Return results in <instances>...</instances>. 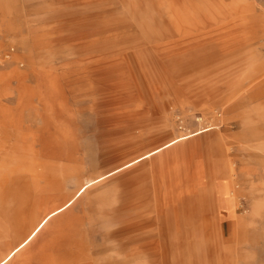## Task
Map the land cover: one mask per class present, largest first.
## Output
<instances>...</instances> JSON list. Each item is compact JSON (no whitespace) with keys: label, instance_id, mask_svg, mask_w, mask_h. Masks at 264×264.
Returning <instances> with one entry per match:
<instances>
[{"label":"rangeland","instance_id":"1","mask_svg":"<svg viewBox=\"0 0 264 264\" xmlns=\"http://www.w3.org/2000/svg\"><path fill=\"white\" fill-rule=\"evenodd\" d=\"M0 40L15 48L0 64V260L27 231L22 217L48 190L59 158L65 168L72 154L74 178L33 218L90 180L211 129L163 150L153 165L193 176L195 187L207 180L195 177L201 167L224 168L213 185L232 184L234 216L214 203L222 211L217 241H183L182 250L173 242V255L158 263L264 264V95L246 93L230 108L232 90H264V0H0ZM140 165L93 185L11 264H57L51 244L60 235L71 246L58 264H117L123 241L109 237L117 228L110 222L120 202L151 182L126 174ZM7 221L23 223L11 233ZM79 245L102 252L73 256Z\"/></svg>","mask_w":264,"mask_h":264},{"label":"crops","instance_id":"2","mask_svg":"<svg viewBox=\"0 0 264 264\" xmlns=\"http://www.w3.org/2000/svg\"><path fill=\"white\" fill-rule=\"evenodd\" d=\"M246 93L254 96H260L264 95V90L261 88L254 89V87H252L251 89H245L239 94L237 91L232 90L231 96L234 98L237 96L238 97L232 103H230V108L233 109V105L236 104L237 101L242 100V98L247 95ZM210 130H200L193 133V135L181 140L179 139L180 137H177L165 143L164 145L150 150L127 162L120 168L88 181L86 184L77 188L75 195L72 198L67 200L64 205L56 209H62L63 207L62 210L65 211L74 204L78 197L89 193L90 188L93 185L106 178L114 176L123 169L132 167L138 163H142V165L129 170L126 174H132L134 178L133 176L131 178L134 179V182H137L141 179L151 180V182L142 183L141 187L137 191L132 192L130 196H127L124 199V203L123 201L120 202L116 206L112 215L113 217L111 218L114 220V222H110L116 225L117 228L108 232L109 237H120L123 241L116 245V257L118 258L117 264H140L139 261H137L138 257L139 259L143 258L142 264H159L158 258L163 257V260L166 261L165 257H171L173 255V242L180 246L179 250H182L183 241H194L196 242L198 248L202 246V242L209 240L213 242L217 241V233L220 226L219 222L221 221L220 215L222 211L217 212V210L214 208V203H220V210H226L230 216H234L235 213L232 197L234 190L232 188V184L230 182H226L225 180H220L217 182L216 187L213 185L214 179L219 178L218 175L222 176L224 174L221 173L224 168L221 169L214 165L215 167H213V172H206L210 171L211 166L210 168L201 167V170L195 173V177L196 175L199 178H203L205 176L207 180L202 182L201 186L195 187L198 185H191L193 176L188 174L189 178L187 176V178H182L180 175H166L167 172H165L166 170H164L162 166L161 168H155L153 165L157 157L162 154L163 150ZM111 133L116 134L114 130H112ZM210 146L217 150H219L220 147L219 143L217 142L211 143ZM227 151L229 150L227 149ZM222 153L224 156V149ZM67 157L68 158L63 159L64 161L68 162V164H63L64 166H67L65 168H62L60 158L57 160L58 163L54 162L52 174H48V190L46 191L45 188L42 190L47 195L46 199L50 196V194L62 190L74 178V170L76 169V166L73 165L72 154H69ZM143 167H149V170H141ZM228 168L230 172L235 171L233 165L229 164ZM228 168L224 170L226 171L227 175H229ZM218 172L219 174H217ZM42 191L38 193L37 199L31 202L32 206L30 215L22 217L25 218V220H22V218L20 219L25 221L27 227L32 224L33 215L40 213L38 209L45 201H39V199L45 195H41ZM48 192L49 194H47ZM216 197L218 201L216 200ZM151 209H153L152 212ZM59 211H57L58 213L56 212L52 219L63 212ZM151 213L155 214L152 215ZM121 214L125 216L127 214L128 218H123ZM12 223L9 222L10 225ZM45 228L46 227L43 229ZM43 229L40 231V233L43 231ZM102 235L104 238V234ZM60 236L51 244V249L56 252L57 264L59 263V257L70 256L68 253L62 254L61 250L70 248L71 241H62ZM96 241L97 240H94V242ZM79 247L81 246L79 245ZM23 250L24 249L17 251L12 256V260L5 264H11L18 256L23 254ZM101 252V249L94 250L92 247L86 248L84 246L79 248L78 252H76L73 256H85L90 258L91 256H99ZM176 255L183 256L184 253L180 251L177 252ZM2 259L0 262H2ZM111 263L116 264L113 262ZM100 264L109 263L104 260V263Z\"/></svg>","mask_w":264,"mask_h":264},{"label":"bare ground","instance_id":"3","mask_svg":"<svg viewBox=\"0 0 264 264\" xmlns=\"http://www.w3.org/2000/svg\"><path fill=\"white\" fill-rule=\"evenodd\" d=\"M190 135H188V136H182V137H180L179 139L181 140V139H184V138H187V137H189ZM175 141H177V140H175ZM174 141V142H175ZM86 190V189H85ZM43 194H45V193H43ZM80 196V195H79ZM45 197H46V194L45 195H43V197H42V200H45ZM44 198V199H43ZM41 200V201H42ZM60 210V211H59ZM57 211H59V212H61V211H63L62 209H55V210H53V211H50L49 213H43L41 216H39V217H34L33 218V222H32V224L27 228V231L26 232H24V233H22V235H21V239H20V242H19V244L16 246V248H14V249H12V250H10L7 254H6V256H5V258L2 260V262H0V264H5V263H8V262H10L11 260H12V256L17 252V251H19V250H21V249H24V248H26L37 236H38V234L40 233V231L44 228V227H46L47 225H48V223L51 221V219H52V217L56 214V212ZM58 213V212H57ZM170 217V216H169ZM168 217V218H169ZM170 219V218H169ZM7 223L9 224V221H7ZM23 223V222H22ZM22 223H21V221H19V223L18 224H15V223H12L11 225H10V228H11V233H13V232H15V231H17V229H19L21 226H22ZM27 227V226H26ZM169 231V230H168ZM10 233V234H11ZM16 234H18V233H16ZM15 234V235H16ZM17 236V235H16ZM168 236V235H167ZM1 238V237H0ZM167 239V238H166ZM18 241V240H17ZM168 243V242H167ZM168 247V246H167ZM171 250V249H170ZM193 250V249H192ZM168 251V250H167Z\"/></svg>","mask_w":264,"mask_h":264},{"label":"built area","instance_id":"4","mask_svg":"<svg viewBox=\"0 0 264 264\" xmlns=\"http://www.w3.org/2000/svg\"><path fill=\"white\" fill-rule=\"evenodd\" d=\"M15 54V48L8 46L0 40V64L13 58Z\"/></svg>","mask_w":264,"mask_h":264}]
</instances>
